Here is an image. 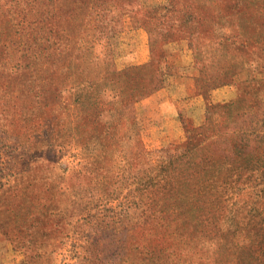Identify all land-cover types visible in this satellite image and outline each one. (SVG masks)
Instances as JSON below:
<instances>
[{
    "label": "rangeland",
    "instance_id": "rangeland-1",
    "mask_svg": "<svg viewBox=\"0 0 264 264\" xmlns=\"http://www.w3.org/2000/svg\"><path fill=\"white\" fill-rule=\"evenodd\" d=\"M0 264H264V0H0Z\"/></svg>",
    "mask_w": 264,
    "mask_h": 264
}]
</instances>
